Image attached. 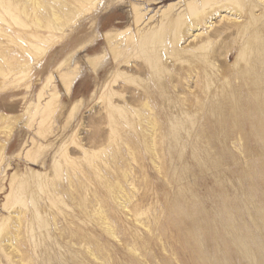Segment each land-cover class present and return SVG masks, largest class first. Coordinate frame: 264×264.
Instances as JSON below:
<instances>
[{
    "label": "rangeland",
    "instance_id": "374dc122",
    "mask_svg": "<svg viewBox=\"0 0 264 264\" xmlns=\"http://www.w3.org/2000/svg\"><path fill=\"white\" fill-rule=\"evenodd\" d=\"M65 1L0 0V264L251 261L264 0Z\"/></svg>",
    "mask_w": 264,
    "mask_h": 264
},
{
    "label": "bare ground",
    "instance_id": "6f19581e",
    "mask_svg": "<svg viewBox=\"0 0 264 264\" xmlns=\"http://www.w3.org/2000/svg\"><path fill=\"white\" fill-rule=\"evenodd\" d=\"M114 1L115 0H112V3H114ZM41 2H42V0H35V5H38V4H41ZM194 1H192V3H193ZM192 3H190V4H192ZM178 3H176V4H171V5H168V6H166L163 10H162V16H168L170 13H171V11H172V9L177 5ZM189 4V3H188ZM41 6V8H42V5H40ZM67 6H69L68 5V2H66L65 0H59V3H58V5H57V8H58V13H54V15H55V18L57 19V20H59V22H61L62 20H63V18H64V16L67 14ZM141 6V7H140ZM36 7V6H35ZM36 8H40V7H36ZM135 10H136V19L137 20H140L141 19V17L143 16V11H142V5H139V6H137V7H135ZM61 16V17H60ZM193 26H198V24H195V25H193ZM139 34V33H138ZM198 35H199V33H196V34H193L192 36H194V37H198ZM89 34H87V36L85 37V39H84V42L82 43V46L89 40ZM108 37V39H111L112 37H113V34H111V35H108L107 36ZM76 42H77V39H75V40H73V48L75 47V46H77V44H76ZM128 43H130V42H128ZM132 43V42H131ZM34 46V49L36 50V51H39V50H42V48L39 46V45H37V44H35V45H33ZM125 46V45H124ZM80 47H81V45H80ZM125 48V47H124ZM127 48V47H126ZM120 52H122V51H120ZM125 52V51H124ZM68 58H70V57H68ZM68 61H69V59H68ZM90 62H91V64L93 65V63H92V61L90 60ZM71 72L70 71H65V72H61V73H59L60 74V76H61V78H62V83H63V85L64 86H66V85H68L69 83H70V79H69V74H70ZM154 133H151L150 134V141H151V143L153 142V135ZM120 185V184H119ZM117 188V187H116ZM117 190H118V194L120 193V197H122V195L125 197L124 199H122L123 200V202L121 203V204H123L124 206H125V204H126V202L124 201V200H127V199H129V196H128V194H126V191H124L123 192V188L122 187H120V186H118V188H117ZM125 190V189H124ZM117 194V195H118ZM121 199V198H120ZM125 202V203H124ZM263 215V218L262 219H260V220H258L257 219V214H249V235H248V242L251 244L250 246H251V251H249V256H250V259H251V261H248L247 263H245V262H242L241 264H264V251H263V247H261V246H263L264 245V214H262ZM103 218V217H102ZM244 225V224H243ZM109 231L111 230V229H108ZM248 231V230H247ZM154 235V234H153ZM243 235V234H242ZM158 235H156V237H157ZM238 236H240V235H238ZM241 237H243V236H241ZM236 238V237H235ZM157 239H159L162 243H163V249H165V243L163 242V240H164V237H162V236H158L157 237ZM158 240V241H159ZM159 241V242H160ZM160 242V243H161ZM161 243V244H162ZM260 246V247H259ZM238 247V246H237ZM131 249H129L128 251H127V257L126 258H128V256L130 255V252H132L133 254H134V256L136 255L137 256V258H136V264H178V262H179V264H184L181 260H178V262L177 263H175L174 261H172V260H169V259H164V258H162V259H159V260H157L156 259V257L154 256V254L150 251V249H149V247H145V248H143V247H140V248H136V247H134V248H132V247H130ZM160 248V247H159ZM169 248V247H168ZM171 248V247H170ZM260 248H262V249H260ZM161 249V248H160ZM172 249H170V251H171ZM171 253H173L172 251H171ZM176 254V253H175ZM257 254L259 255L258 256V259L256 258V256H257ZM172 256H173V254H171ZM175 256V255H174ZM251 256H253V257H251ZM185 257V256H184ZM235 257V256H234ZM173 258V257H172ZM236 258V257H235ZM235 258H234V260H235ZM174 259V258H173ZM205 260V259H204ZM203 260V261H204ZM177 261V260H176ZM205 262V261H204ZM208 262V261H207ZM125 264H128V263H125ZM195 264V263H194ZM234 264H240L238 261L236 262L235 261V263Z\"/></svg>",
    "mask_w": 264,
    "mask_h": 264
}]
</instances>
